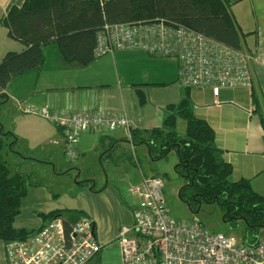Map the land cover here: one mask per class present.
Segmentation results:
<instances>
[{
    "label": "crops",
    "instance_id": "obj_1",
    "mask_svg": "<svg viewBox=\"0 0 264 264\" xmlns=\"http://www.w3.org/2000/svg\"><path fill=\"white\" fill-rule=\"evenodd\" d=\"M25 1L0 0V62L7 53L26 49L22 42L9 36L4 25L10 9L21 8ZM222 2L237 31L241 51L253 58V89L221 88L214 97L209 87H181L174 58L152 57L140 50H120L94 56L89 64L81 66L66 62L54 43L42 48L40 67L8 83L5 94L9 101L0 117L4 127L18 139L15 150L23 157L18 158L19 162H45L53 171L58 167L57 172L62 173L63 167L52 158L58 152L57 155L66 158L62 128L38 115L25 113L28 106L51 112L85 110L123 114L129 124L128 128L111 134L99 131L81 135L76 145V162L81 160L78 172L82 173L87 156H91L99 170L98 178L85 177L82 189L79 188L71 203L70 195H52L43 183L29 187L20 202V213L24 208L29 209L35 225L31 227L24 221L21 227L14 228L36 230L42 224L40 215L54 211L81 213L92 220L94 235L102 244L100 252L88 264H122L116 237L123 226L132 223L133 210L139 202V197L131 194L129 188L145 177H159L164 181V192L168 190L170 199H175L181 185L174 172L175 153L169 154L175 155L170 167L168 158L152 162L145 145L131 147V132L146 134L163 129L170 113L168 109L184 98L190 101L194 117L213 129L215 144L223 160L232 167L230 181L249 180L252 189L264 197V0ZM176 132L185 135L184 120L177 118ZM96 179L103 181L101 186L97 187ZM168 179L171 182L167 185ZM171 183L174 185L168 188ZM0 249V255H4L3 243Z\"/></svg>",
    "mask_w": 264,
    "mask_h": 264
},
{
    "label": "trees",
    "instance_id": "obj_2",
    "mask_svg": "<svg viewBox=\"0 0 264 264\" xmlns=\"http://www.w3.org/2000/svg\"><path fill=\"white\" fill-rule=\"evenodd\" d=\"M165 18L199 32L233 49L240 41L222 0H26L21 8H12L4 19L9 36L22 42L26 49L7 53L0 62V112L8 103V83L24 73L40 67L42 48L54 43L64 60L81 66L94 59L97 32L105 23H127ZM163 129L146 134L131 132L133 148L145 145L152 162L166 160L174 152V172L180 181L179 199L192 213L203 205L219 206L224 222H241L245 235L242 241H255L264 233V197L257 194L250 181H230L232 167L222 158L215 144L213 129L194 117L187 98L169 109ZM186 122L185 135L176 132V120ZM17 137L4 127L0 117V242L22 240L36 230L14 228L20 213V202L27 189L41 183L30 173L19 172L8 165L9 157L23 158L16 153ZM64 217L66 230L81 213L54 211L41 214L42 224Z\"/></svg>",
    "mask_w": 264,
    "mask_h": 264
},
{
    "label": "built area",
    "instance_id": "obj_3",
    "mask_svg": "<svg viewBox=\"0 0 264 264\" xmlns=\"http://www.w3.org/2000/svg\"><path fill=\"white\" fill-rule=\"evenodd\" d=\"M120 50L176 59L177 82L185 89L209 87L214 97L221 88L253 89V58L249 53L165 18L105 23L97 32L94 56ZM24 110L62 128L64 155L70 162L78 158L76 145L81 135L99 131L111 134L129 125L123 114L51 112L29 106ZM129 191L139 197V202L132 223L123 226L116 237L122 264H264V233L253 242L242 241L211 231L197 221L173 219L164 181L159 177H145ZM69 226L66 230L64 219L56 216L34 234L5 243L6 264H88L102 249L94 235L95 225L90 218L81 217Z\"/></svg>",
    "mask_w": 264,
    "mask_h": 264
},
{
    "label": "rangeland",
    "instance_id": "obj_4",
    "mask_svg": "<svg viewBox=\"0 0 264 264\" xmlns=\"http://www.w3.org/2000/svg\"><path fill=\"white\" fill-rule=\"evenodd\" d=\"M57 154H59V152ZM57 154H55L56 156H54V158L52 159L54 161L56 159V161L60 164L59 167H63L62 173L57 172L60 171V168L58 167L56 171H53V169L50 166H48L45 162H38L35 160L34 161L24 160L19 162L18 157H14V156L9 157L10 163H8V165L13 169L18 167L19 172L29 173V174L31 173L33 175V180L36 182L43 183L49 189L52 195H56L58 197H61L62 193L70 195L72 198L69 199V202L71 203L72 200H75L76 198L75 196H77L79 188L82 187L81 182L85 181V177L91 176L94 179L98 178L99 170L96 169L95 160H93L91 156H87L84 162V167L81 168L83 169V171L80 174V172H78V169H80L79 162L81 160L79 162L78 161L70 162L67 158L60 157V155ZM167 158H168L167 164L170 167V162L172 158H175V155H168ZM96 180H97V187L101 186L103 181L101 179H96ZM165 182L168 185L171 181L170 179H168ZM172 185H174V183H171V185H169L168 188H170ZM165 192H166V198H165L166 203L173 219L178 221L184 220L186 222L197 221L198 223L206 226L211 231L223 233L225 235H233L238 239H241V237L245 235L244 226L241 222H236V225L232 226L231 222L223 221L222 213L219 206L215 204L203 205L194 214L188 209L186 204L179 199L178 192L177 194L175 193V199H170L168 190H166ZM54 199L57 198L54 197ZM61 200H62L61 202H64V199ZM24 209L26 210H23L15 218L13 223L14 227H21L24 221H28L30 223L29 225H32L31 227L35 225V222L34 221L32 222V219H30L31 218V215L29 213L30 210L27 208ZM1 246L2 243L0 242V247ZM0 256H1L0 264H6L4 255H0Z\"/></svg>",
    "mask_w": 264,
    "mask_h": 264
},
{
    "label": "water",
    "instance_id": "obj_5",
    "mask_svg": "<svg viewBox=\"0 0 264 264\" xmlns=\"http://www.w3.org/2000/svg\"><path fill=\"white\" fill-rule=\"evenodd\" d=\"M91 190V189H90Z\"/></svg>",
    "mask_w": 264,
    "mask_h": 264
}]
</instances>
